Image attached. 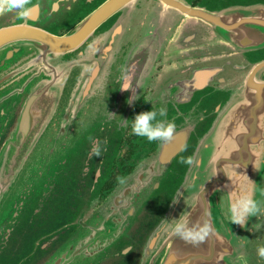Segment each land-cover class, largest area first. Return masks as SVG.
Masks as SVG:
<instances>
[{"label": "water", "instance_id": "obj_1", "mask_svg": "<svg viewBox=\"0 0 264 264\" xmlns=\"http://www.w3.org/2000/svg\"><path fill=\"white\" fill-rule=\"evenodd\" d=\"M32 2L28 20L0 15V264H264V212L240 226L229 211L245 193L264 208V5L187 7L207 24L203 62L161 76L144 111L165 108L175 139L138 155L101 204L149 77L121 90L126 76L90 40L104 13L60 36V0ZM183 213L214 233L193 246L163 230Z\"/></svg>", "mask_w": 264, "mask_h": 264}, {"label": "flooded vegetation", "instance_id": "obj_2", "mask_svg": "<svg viewBox=\"0 0 264 264\" xmlns=\"http://www.w3.org/2000/svg\"><path fill=\"white\" fill-rule=\"evenodd\" d=\"M86 1L60 0L61 12L57 20L62 25L59 27V35L65 36L71 30H77L90 16L102 12L103 18L98 22L90 40L96 41L99 46H106L107 57L115 61V74L131 75L132 78L149 77L144 95L119 147L112 172L101 190L102 204L119 185L117 177L125 178L132 172L138 155L151 156L156 151V141L148 142L145 138L133 135L131 124L137 114L146 110V98L160 88L161 76L168 73L173 79L178 76L187 77L191 65L203 62L202 54L199 53L207 47L208 35L204 30L207 24L191 18L187 7L217 13L232 2L234 13H240L245 8L262 7L264 0ZM67 20H70L69 24L63 25ZM137 82L144 83L140 80ZM170 88L177 90L178 86L175 84ZM2 263L31 264V257L29 254H20L15 262Z\"/></svg>", "mask_w": 264, "mask_h": 264}, {"label": "clouds", "instance_id": "obj_3", "mask_svg": "<svg viewBox=\"0 0 264 264\" xmlns=\"http://www.w3.org/2000/svg\"><path fill=\"white\" fill-rule=\"evenodd\" d=\"M37 7L38 5L33 4L32 0H0V15L15 11L18 19L28 20L32 17ZM124 79L126 82L121 90H131L132 76H126ZM135 99L136 97L133 96L132 100ZM158 115L165 117L167 110L161 108L158 113L152 109L151 111L137 114L131 124L132 134L140 138H146L148 142L160 141L164 144L171 143L175 139L176 125L174 122L158 119ZM100 154V143L99 141L94 142L90 158L91 156L98 157ZM182 162L191 164L192 160L188 158ZM117 182L124 184L125 178L118 176ZM229 211L232 224L245 226L250 216L261 214L264 212V208L251 194L245 193L231 203ZM163 221L162 227L165 232L171 229V235L178 236L193 246L203 243L210 234L214 233L213 225L207 219L203 220V222L197 221L192 223L185 213L181 214L179 219H173L171 222L166 219ZM130 250L128 249L127 252ZM257 254L261 259H264V246L258 247Z\"/></svg>", "mask_w": 264, "mask_h": 264}, {"label": "rangeland", "instance_id": "obj_4", "mask_svg": "<svg viewBox=\"0 0 264 264\" xmlns=\"http://www.w3.org/2000/svg\"><path fill=\"white\" fill-rule=\"evenodd\" d=\"M69 22H70V20H67V22L64 23L63 25H68ZM60 25H62V23H59V24H58V26H60ZM58 26H57V25H56V26H52V27H50V28H51L50 30H54V31H56V32H59L60 28H59V30H57V27H58Z\"/></svg>", "mask_w": 264, "mask_h": 264}]
</instances>
